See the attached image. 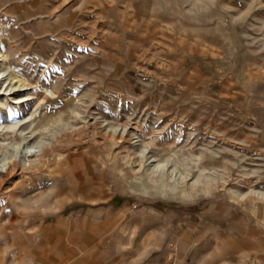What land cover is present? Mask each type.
Masks as SVG:
<instances>
[{
    "label": "rangeland",
    "instance_id": "rangeland-1",
    "mask_svg": "<svg viewBox=\"0 0 264 264\" xmlns=\"http://www.w3.org/2000/svg\"><path fill=\"white\" fill-rule=\"evenodd\" d=\"M0 132V264H212L264 208V0H0Z\"/></svg>",
    "mask_w": 264,
    "mask_h": 264
},
{
    "label": "crops",
    "instance_id": "crops-1",
    "mask_svg": "<svg viewBox=\"0 0 264 264\" xmlns=\"http://www.w3.org/2000/svg\"><path fill=\"white\" fill-rule=\"evenodd\" d=\"M211 213L208 244H184L187 248L209 250L206 255L212 264H264V208ZM189 238H200L198 231ZM223 256L227 259H218Z\"/></svg>",
    "mask_w": 264,
    "mask_h": 264
},
{
    "label": "bare ground",
    "instance_id": "bare-ground-1",
    "mask_svg": "<svg viewBox=\"0 0 264 264\" xmlns=\"http://www.w3.org/2000/svg\"><path fill=\"white\" fill-rule=\"evenodd\" d=\"M15 130V129H14ZM12 131V130H11ZM1 133V135H8L6 132H0ZM15 137V136H14ZM28 152H30V150H28V149H24V150H22L21 151V155H20V161L22 162V165L23 166H25L26 164H27V166L32 162L31 161V159H28L27 158V155H25V154H27ZM32 152V151H31ZM40 157V156H39ZM39 160H41L40 158H39ZM12 167V168H14V167H16L17 166V162L15 161V160H13L12 162H9V163H6V164H4V166L2 167L3 168V170H5V169H7L8 167Z\"/></svg>",
    "mask_w": 264,
    "mask_h": 264
}]
</instances>
